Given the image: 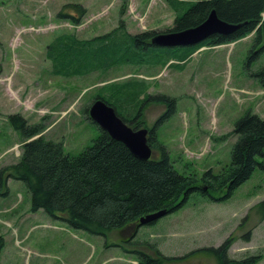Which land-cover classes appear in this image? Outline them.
<instances>
[{"label":"rangeland","instance_id":"obj_1","mask_svg":"<svg viewBox=\"0 0 264 264\" xmlns=\"http://www.w3.org/2000/svg\"><path fill=\"white\" fill-rule=\"evenodd\" d=\"M61 9L67 13L63 17ZM173 23L165 0H0V167L15 163L24 143L10 115L43 122L41 134L76 154L100 133L88 115L100 87L135 78L149 84L141 95L147 99L139 109L140 127L156 128L175 168L197 176L208 168L219 171L230 160L236 119L247 110L264 118V86L252 77L264 66V36L257 41L251 32L232 42L200 46L184 62L116 64L69 77L52 74L46 57L48 43L60 33L88 39L120 24L135 34L164 31ZM252 49V54L257 51L253 57ZM162 95L174 98L173 103L153 99ZM7 186L8 193L0 195V264L137 262L118 244L128 245L123 240L131 227L113 230L107 238L74 229L44 210L32 211L22 181L9 178ZM263 200L264 171L257 168L228 198L212 200L193 192L180 208L139 226L134 240L155 243L172 256L227 244L229 257L256 255V264H264ZM203 263L216 261L203 252L174 264Z\"/></svg>","mask_w":264,"mask_h":264},{"label":"trees","instance_id":"obj_2","mask_svg":"<svg viewBox=\"0 0 264 264\" xmlns=\"http://www.w3.org/2000/svg\"><path fill=\"white\" fill-rule=\"evenodd\" d=\"M165 1L175 16L170 30L200 23L213 8L220 18L240 25L231 33H213L200 43L185 46L152 45L149 39L155 30L131 34L122 24L88 39L78 38L72 32L60 33L46 47V57L52 62L51 73L69 77L106 71L116 64L155 66L170 59L179 63L200 46L232 42L251 32L257 41L264 36V0ZM66 14L62 9L59 11L61 17ZM69 15L75 18L72 11ZM252 51L253 57L257 51L255 54ZM176 66L182 68L184 64ZM252 74L264 86V66ZM148 88L144 79L109 82L100 87L95 98L104 99L127 124L138 128L142 123L138 120L139 109L147 99L141 95ZM153 99L174 101L166 95ZM9 117L24 143L18 160L0 167V195L8 193L7 180L13 178L27 187L32 211L44 210L74 229L107 238L113 230L131 227L123 240L131 248L118 244L137 256L135 264H174L203 252L211 254L215 264H256L259 259L256 255L229 257L227 244L172 256L164 254L155 243L134 240L140 217L160 209L170 213L197 190L212 200L228 198L257 168L264 171V118L257 113L247 110L236 119L232 128L236 140L229 162L217 172L208 168L201 176L175 168L166 146L157 138L155 127L150 129L148 143L157 155L144 160L132 155L121 141L112 139L101 129L92 144L72 154L64 150L62 141L41 134L45 128L43 122H28L19 114ZM261 205L264 207V200ZM2 246L0 235V250Z\"/></svg>","mask_w":264,"mask_h":264},{"label":"water","instance_id":"obj_3","mask_svg":"<svg viewBox=\"0 0 264 264\" xmlns=\"http://www.w3.org/2000/svg\"><path fill=\"white\" fill-rule=\"evenodd\" d=\"M239 25L240 23H232L220 18L213 8L200 23L180 30L156 32L150 37L149 42L157 46L194 45L202 42L213 33H231ZM88 115L112 139L121 141L135 157L146 160L153 155V150L148 143L149 129L146 127L132 128L104 99L96 98L88 108ZM165 214H167L166 209L148 213L139 218L137 225L141 226L156 221Z\"/></svg>","mask_w":264,"mask_h":264},{"label":"crops","instance_id":"obj_4","mask_svg":"<svg viewBox=\"0 0 264 264\" xmlns=\"http://www.w3.org/2000/svg\"><path fill=\"white\" fill-rule=\"evenodd\" d=\"M171 8V7H170ZM172 9V8H171ZM173 10V9H172ZM173 13H174V11H173ZM174 18H175V16H174Z\"/></svg>","mask_w":264,"mask_h":264},{"label":"bare ground","instance_id":"obj_5","mask_svg":"<svg viewBox=\"0 0 264 264\" xmlns=\"http://www.w3.org/2000/svg\"><path fill=\"white\" fill-rule=\"evenodd\" d=\"M195 45V44H194Z\"/></svg>","mask_w":264,"mask_h":264}]
</instances>
